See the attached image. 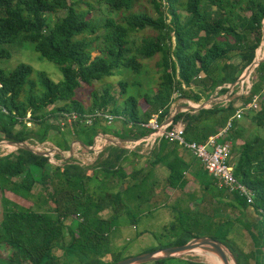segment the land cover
<instances>
[{"label": "trees", "instance_id": "trees-1", "mask_svg": "<svg viewBox=\"0 0 264 264\" xmlns=\"http://www.w3.org/2000/svg\"><path fill=\"white\" fill-rule=\"evenodd\" d=\"M142 1L0 0V44L32 43L43 59L58 65L64 77L55 82L46 73H39V90L38 83L30 78L34 72L30 65L20 64L11 73L0 70V142H48L49 132L57 128L49 124L50 120L73 113L84 118L102 111L124 120L119 138L139 140L150 133L142 124L156 114L165 120L176 100L200 102L217 91L226 94L230 90L227 86L236 83L256 53L258 56L263 41L264 0H147L156 14L143 9ZM103 6L116 17L96 15ZM61 12L65 16L56 17ZM96 52L99 54L94 56ZM157 56L158 81L142 98L147 107H140L134 96L119 101L130 83L119 80L117 96L115 83L107 79L123 71L141 74L145 69L142 60ZM234 57L239 63L232 62ZM0 58H11V52L0 50ZM255 75L250 95L243 97L246 103L263 91L264 61L255 69ZM95 82H102V90H92L87 105L78 92ZM238 100L196 113L182 111L174 123L185 124L189 141L205 142L224 128ZM251 117L259 133L247 139V125L239 121L225 141H233L234 176L254 193L252 204L238 192L222 187L204 167L196 174L197 189L187 190L190 164L184 155L189 150L169 140H162L150 152L156 156L153 162L134 170H129L130 165L137 158H147L145 154L114 144L90 166L73 159L54 165L48 156L25 149L0 156V264L120 261L109 243L120 218L128 216L131 225L137 227L136 211L154 216L165 201L163 193L153 191L157 182L149 190L146 187L157 165L166 168V186L175 191L178 202L170 207L174 220L163 228L171 233L172 240L155 250L184 245L209 228L215 231L211 237L223 242L238 264H250L256 254L228 244L227 235L249 209L260 217L264 235V97L261 109ZM104 123L105 118L99 117L85 127H96V136ZM73 126L80 130L83 124ZM93 143L91 139L88 145ZM7 193L32 205L15 202ZM208 194L212 214L191 208L197 201L203 204ZM236 210L240 216L233 217L230 211ZM173 259L154 263L165 264ZM187 264L206 263L190 260Z\"/></svg>", "mask_w": 264, "mask_h": 264}, {"label": "rangeland", "instance_id": "rangeland-1", "mask_svg": "<svg viewBox=\"0 0 264 264\" xmlns=\"http://www.w3.org/2000/svg\"><path fill=\"white\" fill-rule=\"evenodd\" d=\"M142 8L148 10L150 13L154 12V14H156V11L153 10L151 4L147 0L142 1ZM65 14H66L65 12H61L58 15H56V17H64ZM102 14L105 16L116 17V13H111L108 7L106 6L101 7V12L97 13L96 15L102 17ZM146 33H151V31L147 30ZM261 48H264V46L262 45ZM3 49L11 52V58H0V70H4L7 73H11L15 71L16 68L20 64L30 65L34 70L30 78L33 81L38 83L39 90L42 89L41 84H40V78H39V73L41 72L46 73L55 82H60L64 78L58 65L46 59H43L35 51L34 45L32 43L13 44V45H1L0 44V50H3ZM98 54L99 53L96 52L94 53V56ZM159 59H160V56H157L153 59L142 60L143 64L145 65V69L143 73L141 74H134V73L123 71L119 76H114V77L107 79L108 81L115 83V88L117 89L115 91H116L117 96L120 95V89L117 84L119 80H126L127 82L130 83L127 93L123 95V98L119 97V101L122 102L123 100L127 99L129 96H134L138 99L140 107L141 106H143L144 108L147 107L146 104L143 103L142 98H144V95L150 92L151 89L156 86V83L159 78V75L157 73L156 63L157 61H159ZM232 62L237 64L239 63V59L234 57L232 59ZM243 74L244 73H242L240 77ZM250 79L252 83H254V81L256 80L255 70L252 73ZM233 89H234L233 96H236V94L238 95L242 94L241 85ZM92 90H98L101 92L102 82H97V83L95 82L92 87H87L85 85L84 88L79 90L78 97L87 105L92 100L91 96L89 95ZM260 94H261V98H263L264 88ZM210 98L208 100H210ZM208 100L205 99L200 102H194L191 100V103L200 104L201 106L203 103L208 102ZM240 102L242 103L243 99H241ZM176 109L177 108H175V110ZM253 115H255V113L253 114L252 112L251 113L248 112V115H245L246 117L242 119V121H240L241 125H242V122H245V125H247V131L245 133V137L247 139L252 135V133L256 134L260 132L258 128H255V126L251 124V119H252L251 116ZM49 124L57 128L52 129L49 132L48 140L54 143L55 145H57L63 152L68 151V153L66 152L64 154V157L57 156V158L59 157L57 162L60 164L71 161L73 159L76 162L84 164V166H90L93 163H95L96 159L99 157L100 153L102 152V149L104 151L105 148L109 146V145L107 146V144L109 143L108 140H106L105 146L104 145L102 146V140H100L102 139V135L101 136L99 135V137L98 136L95 137L93 131L96 127H85V125H83L80 128V130H76L72 124L68 123V117L64 119L59 118V119L50 120ZM201 125L202 124H200V126ZM129 128H132V126H129ZM123 129H124V120L122 118H115V120L111 124L104 123L103 127L100 129V133L120 136L123 132ZM74 131L78 132L77 137L73 136ZM93 135L95 138L93 137ZM70 139L82 140L84 144H88L91 139H94L95 145L93 144V146H95L94 147L95 151L90 148L88 149L78 148V144L80 143L78 141L72 142L71 144L72 151L71 149L65 150L67 149V147L70 148V145L68 144V142L70 143ZM3 142L4 141L0 142V156L16 151V148L14 146H11L8 144L6 145L5 143L3 144ZM27 144L31 146V144L33 145L35 144V142L32 141L30 143L29 141H27ZM97 145H101V147ZM46 146L50 147L49 144H46ZM51 148H55V147L51 146ZM97 148L100 149V151H97L96 150ZM137 150L140 151L142 154H148V152L150 151V150L145 149L143 145H141V147H138ZM135 161L136 162L130 165L131 168H129V170H134L135 168H141L148 163L146 158H140L138 161L137 160ZM34 172H35L36 177L40 178L39 170L37 171L35 169ZM160 180H162L161 177H160ZM160 180H159L158 188L161 186V183H162V181ZM146 187H147V190H149V188L151 187V183L149 182V184ZM154 189L158 190L155 187ZM37 190L38 189H35V191ZM6 195H9L11 197L10 198L11 200L18 202L26 207H30L32 205L30 202H27L23 198L16 196L12 193L11 194L9 193ZM150 207H152V205ZM194 210L212 214L213 204H211L210 195L208 194L204 203L198 206L197 208H195ZM140 211H143V210H140ZM163 212H166L167 216L170 219H173L174 212L170 210H163ZM230 213L232 214V216L234 214H236V216L237 215L240 216L239 215L240 212L238 210L230 211ZM135 214L138 217L137 227L134 228L131 225L128 216L123 215L120 218L119 225L117 226L115 230L111 232L110 237H109V243H110V247L112 251L116 253L120 257L121 260L127 257L136 256L139 254H144V253L155 251V249H157L158 247L167 245L172 240L171 233L169 231H164L163 229L164 226L170 224L169 222H167L168 218L166 216L163 215V216H160L161 218H159L158 216H156L157 214L156 213L154 216L146 217L143 215V212H138V211H136ZM1 215L2 214L0 212V220H1ZM243 216L241 220L235 223L232 229H228V231L230 232L227 235V240L229 241L228 244H233L241 248V250H243L244 252L248 254L255 253L256 258L250 260V264H259L261 259L263 262L261 261L260 264H264V256L262 254L264 250L262 248V242H260V234L256 226V224L259 222V220L261 221V219L259 218V216L253 217V216L248 215L249 217H247L245 214ZM70 223L71 222L69 221L68 225H70ZM214 235H215V231H213L212 229L211 231H209V228H208V232L207 231L203 232L201 235H199V237L201 236L211 237ZM263 240H264V235H263ZM175 258L176 259L167 261V263L165 264H187V262L190 260L203 262L206 264L211 263V262H208L206 255H203L202 253H198L197 251L192 252V253H187V254H184L182 256L175 257ZM230 262L234 264L232 259H230ZM147 264H155V263L153 262V263H147Z\"/></svg>", "mask_w": 264, "mask_h": 264}, {"label": "built area", "instance_id": "built-area-1", "mask_svg": "<svg viewBox=\"0 0 264 264\" xmlns=\"http://www.w3.org/2000/svg\"><path fill=\"white\" fill-rule=\"evenodd\" d=\"M239 85H241L242 88L240 98L243 99V97L250 95L253 87L250 78L241 82L236 87H239ZM228 86L229 89H231L230 85ZM232 91H234V89H232ZM227 103L228 101H226L225 105H227ZM235 107L236 111L234 115L227 121L226 125L219 133L208 138L205 142H198L189 141L187 139L186 126L184 123L180 122L175 124L174 120H171V116L174 114L175 110L174 105H172L171 113L165 120L161 121L159 114L154 115L148 123L142 124V127L148 129L150 133L139 140L125 142L124 148L133 151L143 145L145 149L150 150L148 152L150 153L162 140L177 142L184 149L191 151L192 154L200 160L211 178L218 180L220 185L228 189L231 193L238 192L242 197L246 198L249 204H252L254 201V193L245 186L239 184L234 176L233 141H225V139L233 130L236 122L241 121L245 115H248V112L254 114L261 109V94L254 95L247 103L243 100L242 103L240 102V104ZM99 117H104L107 124H111L116 118L114 115L103 111L86 115L84 118H80L76 113H73L68 117V123L73 125V123L80 122V124L91 126ZM100 140H102V146H105L106 139L102 136ZM46 144H49L50 147H47ZM31 146L38 152H48L49 161L54 165H61L57 162V156L64 157V154L66 152L68 153V151L63 152L60 148L58 149V147L50 142H35V144H31ZM51 146L55 148H51ZM94 147L95 146L92 145L88 148L95 151ZM78 148H81L80 143L78 144ZM96 150L100 151L98 148Z\"/></svg>", "mask_w": 264, "mask_h": 264}, {"label": "water", "instance_id": "water-1", "mask_svg": "<svg viewBox=\"0 0 264 264\" xmlns=\"http://www.w3.org/2000/svg\"><path fill=\"white\" fill-rule=\"evenodd\" d=\"M263 44H264V22H263V41H262L261 46ZM263 61H264V58L258 62L257 54H256V58L253 61V63L245 70L244 74L238 79L236 83L230 85V88L233 89L238 84L245 81L247 78H250L254 70ZM202 109H206L205 103H203L198 108L192 107L190 104L179 106L175 110L174 114L171 116V120H174L175 116L182 111H199ZM107 139L109 141V144H114L117 146H122L121 143L123 142L132 141V140L123 139V138H107ZM4 143L14 146L16 150L25 149L39 156H49L48 152H38L34 148H32L30 145H28L27 142L18 143V142H13V141H4L3 144ZM2 211H3V202H2V196L0 194L1 214H2ZM196 251H204L206 253H213L219 256L225 264H229L230 259H232L235 264H238L236 256L228 249V247L223 242H221L220 240H216L213 237H207V236L197 237L184 245L164 247V248L152 251V252L127 257L113 264H147V263H153L156 261H160L163 259L179 257L184 254L192 253Z\"/></svg>", "mask_w": 264, "mask_h": 264}, {"label": "crops", "instance_id": "crops-1", "mask_svg": "<svg viewBox=\"0 0 264 264\" xmlns=\"http://www.w3.org/2000/svg\"><path fill=\"white\" fill-rule=\"evenodd\" d=\"M234 93V91H232V89H230L226 94H221V93H219L218 91L217 92H215L213 95H212V97L210 98V100H208V102H206L205 104H207L206 105V109H210V108H212L213 106H215V105H219V104H221L222 106H225V103H226V101H230L231 99H235V98H239V100L237 101V103L238 104H236V105H239L240 104V101H241V99L242 98H240V95H238V94H236V96H232V97H230L232 94ZM221 94V95H220ZM229 94H230V96H229ZM231 98V99H230ZM202 100H205V99H202ZM186 103L187 104H191V100L189 101V100H187V99H183V98H181V99H178L173 105H174V109L175 108H177V107H179V106H181V105H186ZM193 112H198V111H193ZM75 134V135H74ZM77 134H78V132L77 131H74L73 132V136H76L77 137ZM99 135H104V138L106 139V140H108L107 138H119L117 135L115 136V135H111V134H102V133H99L98 135H96V136H99ZM95 136V137H96ZM94 137V138H95ZM74 141H78V142H80V147L82 148V149H88V147H89V145L88 144H84L83 143V141L82 140H74V139H70V143L68 142V144L70 145V148H69V150L71 149L72 150V148H71V144H72V142H74ZM50 143H52L51 141H49ZM124 143L125 142H123V143H121V145L122 146H124ZM53 145H55L54 143H52ZM94 144V143H93ZM108 145H110L109 143L107 144V146ZM56 146V145H55ZM97 146H100L101 147V145H97ZM158 146V145H157ZM157 146H155L154 148H156ZM57 147V146H56ZM153 148V149H154ZM140 154H142V153H140ZM145 157H147L146 159H147V161L148 162H153L155 159H156V156H152L150 153H148V154H146V155H144ZM185 156V159H186V161L188 162V164H190V166H189V169H188V171L186 172V177H187V179H189V180H191V183H190V185H188L187 186V190H189V191H195L196 189H197V182H196V180H197V177H196V174L197 173H201V172H203V170H204V168H203V164L200 162V160L199 159H197L193 154H192V152L191 151H189V153H187V154H185L184 155ZM140 158H137V161L139 160ZM136 162V161H135ZM82 164V163H81ZM84 165V164H83ZM148 170H150V167H148ZM153 170V176L151 177V180L149 181L152 185L153 184H155V182H157L156 184H155V188L156 189H158V190H155V189H153V191L155 192V193H157V194H161L162 195V193L164 194V195H162V198L165 200L163 203H161L159 206H158V211H157V214H156V216H158L159 218H161L160 216H166L168 219H167V222H169V223H171L173 220H174V216H173V219H170L168 216H167V214H166V212H163V210H170L171 211V209H170V207H171V205H176V203L178 202V200H177V198H178V196H177V194L176 193H174L175 191L174 190H172L170 187H168L167 188V186H166V182H165V180H166V177H167V171H166V168L164 167V165H157L155 168H153L152 169ZM160 177L162 178V180H160ZM159 180L160 181H162V183H161V188L159 189L158 188V185H159ZM7 194H9V193H7ZM11 194V193H10ZM7 197L8 198H11L9 195H7ZM25 201H27V200H25ZM28 202V201H27ZM169 202V203H168ZM200 202L201 201H197V202H195L194 204H192V209H195V208H197L198 206H200L201 204H200ZM245 215L247 216V217H249L248 215H250V216H253V217H258V215H256L253 211H252V209H249L246 213H245ZM251 218V217H250ZM260 218V217H259ZM256 226H257V228H258V232H259V234H260V242H262V240H263V228H262V225H261V221L259 220V222L256 224ZM134 227V226H133ZM135 228V227H134ZM262 254H263V256H264V252H262ZM261 261H262V259L260 260V262H259V264L261 263ZM263 262V261H262ZM75 264H76V262H74Z\"/></svg>", "mask_w": 264, "mask_h": 264}, {"label": "bare ground", "instance_id": "bare-ground-1", "mask_svg": "<svg viewBox=\"0 0 264 264\" xmlns=\"http://www.w3.org/2000/svg\"><path fill=\"white\" fill-rule=\"evenodd\" d=\"M264 46V44H263ZM264 58V48H259V51H258V56H257V60L258 62L260 60H262ZM248 79V78H247ZM192 107H195V108H198L200 107V104H196V103H191L190 104ZM207 104H205L206 106ZM198 253H202L203 255H206V258L208 260V262H211L212 264H225L221 258L213 253H205V252H202V251H197ZM234 262V261H233ZM210 263V264H211ZM229 264H233L232 262H230ZM235 264V263H234Z\"/></svg>", "mask_w": 264, "mask_h": 264}]
</instances>
